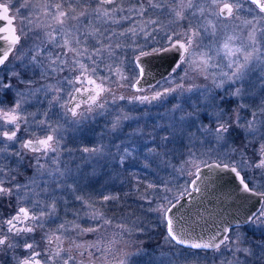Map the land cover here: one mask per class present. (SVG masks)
<instances>
[{
	"label": "rangeland",
	"instance_id": "374dc122",
	"mask_svg": "<svg viewBox=\"0 0 264 264\" xmlns=\"http://www.w3.org/2000/svg\"><path fill=\"white\" fill-rule=\"evenodd\" d=\"M0 1L9 4L18 34L22 27L21 17L25 11L29 12L30 18L35 22L33 31L28 32L27 37L21 38L22 44L27 41L25 51H28L29 47L35 50L38 45L51 53V57L43 53L39 54L40 64L35 69L28 71L37 81H40V74L43 72L44 58H54L58 52L63 51L48 42L45 36L46 32L57 29L53 35L56 36L59 43H63L61 37L64 33L59 31L61 26L52 19L54 12L45 14L44 5L51 7L60 4L63 11H70L69 6L71 5L76 8L77 14L85 8L91 13L94 8L98 7L96 0H88L87 5L84 0H27L28 9H21L17 12L16 9L22 0ZM160 2L167 4L168 7H175L172 0H160ZM222 2L235 4V0H222ZM143 3L147 8V0H143ZM117 4L124 9L140 7L137 0H118V2L115 0L114 4H108L105 7L112 9ZM193 4L194 8L186 10L184 12L185 19L179 22L173 20L167 8L159 10L148 8L143 17L138 16L135 12L120 13V15H131L133 19L123 21L120 25L115 24L114 28L121 32L135 28V33L120 37L118 42L121 44V48L116 49V55L112 58L106 56L104 63L99 66V76L108 77L104 80V86L111 89V92L103 93L100 98L101 102L107 100V103L102 109L94 107L84 116L70 118L67 127L59 126V130L55 134L57 137H62L59 152L53 155H57L59 158L58 167L63 176L58 177L60 188L55 193L57 211L52 218L55 222L47 223L45 228L49 232H54L60 223L73 220L81 228L103 225L99 231L86 233L82 236H77L75 231L65 233L63 248L71 249L70 254L75 257L76 264H80L81 261L83 264H121V262L123 264H229V262L236 264L237 259L240 264H264V249L257 247L258 244H264V224H260L258 221H250V224L244 226L245 228L234 229L230 234V241L236 240L237 236L242 237L245 242L240 244V247L249 248L252 255L236 252L234 256L233 251L229 250L235 248L236 245L232 244L228 247L222 245L218 251L207 250V252L181 249L182 247L172 245H170L171 247L164 245L160 247L159 245L152 250L146 245L148 239L141 234L142 229L138 227L139 221L128 226L126 217L129 215L127 213L108 212L106 207L131 203L134 212L146 210L147 213L159 215L160 213L155 209L161 205L168 206V201L174 202L183 196L181 194L185 188L190 190L189 185L195 176L197 166L200 167L211 161L236 166L246 175V180L254 182L255 190L264 192V174L261 173V170L242 167L240 157L230 150L233 142L235 145L244 142L242 134L233 132L228 147H223L214 141L209 143L212 138L201 134V126H215L213 113L217 109L210 106L212 96L224 93V89L214 87L212 76L209 75L205 79L203 75H199L187 65L181 64L174 74L162 80L155 87L138 92L132 87L140 74L134 58L146 51L162 48L157 47L160 41H163L165 46L168 45L169 36L172 40H176L178 37L174 33H183L189 26L196 30L203 25L209 27L210 30L208 21H212L217 29V39L224 34H235L246 42L248 33L255 25L257 29L256 47L264 52V39H261L262 32H264V19L256 16L255 13L249 14L250 6L248 4L243 5V10H237L234 7L232 16L227 19L215 15L219 11L220 4L213 6L211 0H193ZM200 8H203L202 15L199 11ZM193 11L195 15H192ZM151 20H155L157 23H149ZM89 21L97 27H101V31L105 28L113 31L111 25L102 24L91 15L86 20L82 18L81 23L67 20L63 28L66 32L75 25L79 32L90 31ZM249 21L251 23H248ZM35 25H39V27ZM49 25L51 27H48ZM141 28L144 30L141 31ZM201 34L203 35V32ZM81 39L83 40V37ZM210 39L211 37L206 38L203 43L208 44ZM113 42H117L116 37ZM93 43L94 40L89 38L88 47L91 48ZM144 49L150 50L144 51ZM15 55L16 53H13V56ZM69 55L71 56V53ZM84 62L88 63L86 59ZM105 65H110L111 70ZM223 70L227 71L226 68ZM210 71H216V69ZM0 75L3 73L0 72ZM75 75L77 73L68 77L71 78ZM262 77H264V59L256 63L251 71L249 80L250 84L254 85H245L246 95L239 98L229 97L223 102L218 99L215 103L220 104L229 116L233 114V110H238L240 116L251 119L252 112L264 107V86H262L264 79ZM100 82L97 79V83ZM260 83H262L261 86H258ZM178 85H183V88L177 87ZM31 87L34 92L23 98L19 112L27 120L30 115H33L31 121L39 124V121L43 120L42 115L39 111L30 110V106L36 104L34 102L41 98L45 86ZM73 87L91 88L93 86H65L68 91L64 104H67L70 98L68 94L72 93ZM166 89L175 90L161 95L155 100L141 102L136 99L140 96L151 98L157 92L164 93ZM187 89H191V91ZM50 94L53 98V91ZM11 96L15 101V94ZM121 96L124 99H119ZM28 100L33 102H27ZM13 104L1 105L0 108L7 109ZM239 104H243L245 107L240 108ZM85 107L86 105L81 102V107L77 111L84 113ZM63 114L70 116L66 113L65 108ZM189 114L191 115L189 116ZM118 116L121 119L114 128L113 124ZM181 117H187L192 126L184 124L174 127ZM10 129L11 127L8 128V130ZM44 134L38 135L32 131L25 139L20 138L19 140L22 143L24 140L43 137ZM85 148H95L98 151L85 152ZM248 156L252 160L258 159L251 150H249ZM48 167L54 166L48 165ZM28 170L31 173L28 177L29 181L34 178V174L31 167H28ZM44 175L45 179L37 180V183H47L48 191L51 193L52 189L56 187V183L47 177V173ZM104 197H109V199L105 200ZM47 202L45 200V203ZM93 213L99 214V219L93 218ZM104 220H108L110 223L104 224ZM37 235L39 239L41 233L38 231ZM72 239H75L77 243L96 244L100 251L92 248L81 256L79 253L83 249L72 248ZM52 247L54 248L55 245ZM56 264H62V262L57 260Z\"/></svg>",
	"mask_w": 264,
	"mask_h": 264
},
{
	"label": "snow or ice",
	"instance_id": "6c2138e0",
	"mask_svg": "<svg viewBox=\"0 0 264 264\" xmlns=\"http://www.w3.org/2000/svg\"><path fill=\"white\" fill-rule=\"evenodd\" d=\"M140 4L139 8L124 9L119 4L114 8L109 9L105 7L108 4H114L115 0H96L98 7L94 8L91 13L85 10L80 11L78 14L76 8L70 7V11L61 10L62 5L56 4L54 6L44 5L45 14L53 13L52 19L57 25L61 26L59 31L63 32L61 39L63 43H59L56 40V36L53 35L57 29H52L51 32H46L48 42L53 43L56 48L63 49L62 52H58L54 58L49 59V68L52 73L55 74L57 70L63 72L65 70L69 73L76 72L77 75L69 78L64 77L63 82L71 86L79 85H92L91 88L73 87V94H68L69 99L67 104H61V97L59 95H53V101L59 107L66 109V113L71 117L84 116L86 112H91L95 108H104L107 100L101 102V95L105 92H111L110 88L104 86V80L108 77H100L98 69L100 64L104 63V58H112L116 55V49L121 48V44L118 42L120 37L127 36L129 33L134 34L135 28H130L127 32H115L105 28L101 31V27H97L88 22L90 31L79 32V29L73 25L66 32L63 26L67 20L76 21L81 23L82 18L87 19L89 15L93 16L96 20L102 22V24H116L120 25L123 21L132 20L131 15H120L125 12H135L138 16L143 17L144 13L151 8L153 10H159L167 8L168 13L173 17V20L179 22L185 19L184 12L194 8L193 0H172L175 7H168L167 4L160 2V0H147V8L144 7L143 0H137ZM87 5L88 0H84ZM213 6L220 4L218 15L221 18L227 19L232 16L234 7L237 10H243V5L248 4L249 14L255 13L256 16L264 19V0H235V4L222 2V0H211ZM21 9H28L27 0H22L19 3V7L16 9L19 12ZM0 20L7 22V27H0V104H2L3 96H11L15 94V101L12 107L4 109L0 108V157L4 159L15 158V162L18 166L31 167L33 169L34 178L25 183H21L16 179V175H8L5 168L0 167V199H8L11 201L15 198L17 201L27 200V205L24 206L21 203L15 213L5 219L0 226V264H7L8 261L11 264H56L57 260H60L62 264H76L75 257L70 254L71 249H64L65 233L75 231L77 236H82L86 233L97 232L103 225H97L96 227L81 228L79 224L73 221L67 223H60L54 232H49L45 225L49 222H55L52 218L56 214V198L55 193L60 188L58 177L63 176L60 168L58 167L59 158L57 154L60 148V139L55 134L57 128L52 127L50 123L45 120L39 121V125L42 126L44 131L43 137H37L35 139H28L21 141L17 137V133L20 130V122L26 123V118H23L19 112L21 108V102L27 94H32L34 90L31 85L33 81L31 79H25L24 76L28 71L35 69L40 61L38 55L43 53L51 57V53L47 52L45 48H40L38 45L35 50L31 47L28 51H25L24 44L21 43L22 37H27L28 32L33 31L35 22L30 18L29 12L25 11L21 17L22 27L19 34L14 24V17H10V7L8 3L0 4ZM201 15L203 14V8L199 9ZM195 15V12H192ZM119 17V18H117ZM151 24H156L157 21H149ZM248 23H251L249 21ZM209 27L200 26L199 29L194 30L191 26L183 33H174L178 37L176 40H172L171 36L168 37L170 48H164V52H168L171 49H175L182 53V58L174 57L172 64L174 68H179L181 64L187 65L193 72L203 75L205 79L210 76L213 77V85L216 88L224 89L223 95H213L211 98L210 106L217 109L213 113L215 119L213 121L214 127L201 126V134L212 139L213 141L223 147H228L229 142L232 139V133L237 132L244 136V142L240 145L231 147V152L236 153L240 157L242 167H251L253 169L261 170L264 174V107L251 113V119L240 116L238 110H233L231 116L223 110L220 104H216V100L223 102L229 97H242L247 94L245 89L246 84H250L249 75L255 64L264 59V52H261L256 47V27L253 25L252 30L248 33L247 41L241 40V38L235 34H224L221 38L217 39V29L212 21H208ZM39 27V25H35ZM48 27H51L49 25ZM27 29V31H25ZM144 29L141 28V31ZM203 32V35L201 34ZM83 37V40L81 39ZM112 37L117 38V42H113ZM210 42L204 44L203 41L209 38ZM92 38L94 40L91 48L88 47V40ZM261 39H264V32H262ZM19 46V47H18ZM154 51L159 52L160 49ZM13 53H16L13 56ZM71 53V56L69 55ZM149 55V53H144ZM10 57L12 60L10 61ZM88 63H85L84 60ZM179 59V62H177ZM111 70L110 65H105ZM227 69L224 71L223 69ZM216 69V71H210ZM141 75L145 72L144 68H140ZM23 73V75H22ZM187 75V72H185ZM93 77H96L95 79ZM97 79L101 82L97 83ZM124 79V77H122ZM264 79V77H262ZM139 83V81H137ZM227 85V88H225ZM122 86V85H120ZM132 87L136 88L133 84ZM177 87L183 88V85ZM23 89V90H22ZM44 91L51 90V86H45ZM140 91V88H136ZM175 89H166L164 93L157 92L151 98L148 96L136 97L141 102L158 99L161 95H165L168 92ZM191 91V89H187ZM62 88H55V93L62 92ZM78 96H82V99H78ZM124 99V97H119ZM83 102L85 112H78L77 109L81 107ZM240 108L245 107L243 104H239ZM191 114H189L190 116ZM227 117V118H226ZM125 119L127 117H124ZM121 117H117L113 124L115 128L119 123ZM243 121V122H242ZM75 122V121H74ZM188 124L191 127V123L188 122L187 117H181L175 126ZM5 125H11L10 130H2ZM7 142H13L12 147L16 144H21L25 152H12L9 153ZM251 150L258 159L252 160L248 156V152ZM85 152H97L98 149H84ZM31 153L32 155H28ZM43 161V163H42ZM52 165L54 167H48ZM209 168L221 169V171H230L239 178V191L245 194H251L253 196H259L264 199V192L254 191V182L249 180L245 181L244 177L240 175L236 166L228 163H217L215 165H207ZM9 171H12L9 169ZM45 173L47 177L51 178L56 187L49 193L47 183H37V180H44ZM196 179L190 182V188H185L181 195L187 194L191 196L192 192H200L201 186L197 183L200 181V169L197 166L194 173ZM252 183L253 187H249ZM8 186H5V185ZM27 193V196H25ZM235 193L232 191L220 190V196L224 200L233 199ZM43 197V198H42ZM78 199H80L78 197ZM105 200L109 197H104ZM166 199V198H165ZM248 197L241 198L240 208H244V203L247 202ZM45 200L48 201L45 203ZM178 202V201H177ZM260 204V201H257ZM183 205H181L182 207ZM176 208V204L172 201H168V206L161 205L155 211L159 212L161 218L166 226L167 235L165 240L167 242H174L175 244L184 245L192 249L203 250H216L218 251L221 245L228 247L230 244L236 245L233 251L235 256L236 252L246 253L252 255V251L249 248H241L240 244L244 243L242 237L237 236L236 240H229L226 234L230 229L225 228L217 242L215 235L205 240L202 236L199 240L192 237L190 232L179 227V218L173 212ZM179 211V209H177ZM244 223L250 221H258L260 224H264V206H261L257 211L255 206L252 209H244ZM78 215V214H77ZM93 218L99 219V214L93 213ZM174 220L176 223L174 224ZM104 224H109L110 221L104 220ZM40 232L39 239L36 237V233ZM29 240L32 242L29 243ZM55 245L53 248L52 246ZM71 247L80 251V255L83 256L85 252H89L90 249L95 248L100 251L96 244L77 243L75 239L71 240ZM257 247L264 249V244H258ZM25 251V255H19L20 250ZM39 249V250H37ZM63 254V255H62ZM91 254V253H89ZM80 264H83L81 261ZM123 264V262H121ZM231 264V262H229ZM236 264H240L237 259Z\"/></svg>",
	"mask_w": 264,
	"mask_h": 264
},
{
	"label": "water",
	"instance_id": "95a60500",
	"mask_svg": "<svg viewBox=\"0 0 264 264\" xmlns=\"http://www.w3.org/2000/svg\"><path fill=\"white\" fill-rule=\"evenodd\" d=\"M0 4L4 3L0 1ZM2 14V10H0V15ZM9 15L13 17L11 10ZM7 26L6 21L0 20V27ZM164 48H170V44L159 48L161 50L159 52L154 50L146 51L145 53H149V55L141 53L134 58V62L138 69L141 67L145 69L143 75L139 74L135 82L136 88L144 90L155 87L161 83L162 80L169 78L178 70V68L173 70L174 65L172 64V59L174 57L182 58V53L175 49L164 52ZM177 62H179V59H177ZM137 81H139V83H137ZM217 163L220 162L211 161L199 167L201 179L197 181V183L201 186L200 192H192L191 196L184 194L173 202L176 204V208L173 209V212L176 214V217L179 218V227L190 232L192 237L196 240H199L201 236L207 240L209 237L215 235L218 242L225 228L230 229V231L226 233L229 237L233 228L247 226L248 223L250 224V222L244 223V209H252L253 206H255V209L258 211L264 204V199L261 197L239 191V178L236 177L234 173L226 170L221 171V169L215 167H207V165H215ZM237 170L240 172V175L244 177L243 173L238 168ZM195 179L196 177L194 176L191 181ZM245 181L247 182V180ZM221 189L234 192L235 195L233 199L224 200L220 196ZM245 196H247L248 199L247 202L244 203V208L242 209L240 208L242 202L241 198ZM257 201H260V204H257ZM181 205L183 206L181 207ZM177 209H179V211H177ZM175 223L176 220H174V224ZM176 246L190 250L207 251L203 249H192L179 244H176Z\"/></svg>",
	"mask_w": 264,
	"mask_h": 264
},
{
	"label": "flooded vegetation",
	"instance_id": "af4514ba",
	"mask_svg": "<svg viewBox=\"0 0 264 264\" xmlns=\"http://www.w3.org/2000/svg\"><path fill=\"white\" fill-rule=\"evenodd\" d=\"M9 59H11V57ZM42 69H43V72L40 74V81H37L35 79V77H33V75L29 72L27 73V76L24 77L26 79H31L33 81L31 86H51L50 92L48 93V91H43L44 93L41 95V98L34 102L38 105H36V104L31 105L30 110L39 111L40 114L42 115L43 120L50 123L52 125V127L57 128V131H58L60 127H63V125L67 127L69 120H71L70 118H74V117H71V115L70 116H64V114H63L64 108L57 106V104L51 98L52 94H50V93L53 91L54 94L59 95L61 97L60 103L64 104L65 96L67 95V91H68V88H65V86H71V85L64 83L63 79H64V77H68L71 74L73 75L76 72L69 73V71H67V70H65L63 72H60L59 70H57L56 73L53 74L51 69L49 68V59L47 57L44 58V60H43ZM261 84L262 83H260L258 86H261ZM253 85L250 84L249 86H253ZM75 86H85V85L77 84ZM86 86H91V85H86ZM262 86H264V85H262ZM55 88H62L63 91L60 93H55ZM71 94L75 95V93L73 91ZM11 97L12 96H8V95L3 96V101L5 103L3 102L2 104H0V106L1 105L7 106V104L12 105L14 103V99ZM77 98L82 99V96H78ZM27 102H33V101L28 100ZM32 116L33 115H30L28 117V120L26 119V123L22 122L20 124V130L17 133L18 139H20V138L25 139L26 136L30 135L32 131H33V133H36L38 135L44 133V131H42V126L37 124L35 121H31ZM9 127H11V125H8V126L5 125L3 130H8ZM12 143L13 142H7L9 153L16 152V151H20L23 153L26 151L22 148V146L20 144L18 146L16 144L15 147H12L11 146ZM4 146L5 145H0V147H4ZM30 154L31 153H28V155H30ZM0 167L5 168L7 174L10 176L16 175V173L18 172L19 175H16V179L19 180L21 183H25L26 180L28 181V177H30V174H31L28 170V167L18 166L15 162V158L4 159L3 157H0ZM9 169H11L12 171H9ZM243 175L245 178L246 175L244 173H243ZM5 186H8V185L6 184ZM249 186L253 187L251 185V183L249 184ZM254 190H255V188H254ZM256 191H258V190H256ZM25 196H27V193H25ZM21 203H23L24 206H28L26 199L23 201H17L15 198H12L11 201H9L8 199H0V226H2V222L5 219L10 218L15 213L16 209L19 206H21ZM237 228H245V227L243 226V227L233 228L231 230V232ZM231 232H230V234H231ZM37 233H36V237L38 239ZM230 234H229V240H230ZM31 242L32 241L29 240V243H31ZM24 252L25 251L23 249H21L19 252V255L23 256ZM202 252H207V251H202ZM7 264H11V262L8 261Z\"/></svg>",
	"mask_w": 264,
	"mask_h": 264
},
{
	"label": "trees",
	"instance_id": "16d2710c",
	"mask_svg": "<svg viewBox=\"0 0 264 264\" xmlns=\"http://www.w3.org/2000/svg\"><path fill=\"white\" fill-rule=\"evenodd\" d=\"M118 2V0H117ZM115 24H111V28L113 29V31L119 33L121 32L118 31L117 29L114 28ZM112 39L114 40V37H112ZM165 44L163 41H160L159 44L157 45V47H164ZM146 50H150V49H144V51ZM252 185V184H251ZM131 204V203H130ZM114 204L112 207V205L106 206L108 208V212H115V213H127L129 215V217H126V221H127V225L129 226L130 224L134 223V222H138L139 221V226L142 230H141V234L144 236V238L148 239V242L146 243L147 247L151 248L152 250L154 248H156L157 246L160 245V247L164 246H176L173 242H167L165 240V236H166V226L165 223L163 222L161 215L159 214H155V213H147L144 210H142L141 212H134V207L133 204ZM135 214V215H134ZM134 215V216H133ZM133 217V218H131ZM178 247V246H176ZM181 248V247H179ZM184 249V248H181Z\"/></svg>",
	"mask_w": 264,
	"mask_h": 264
}]
</instances>
